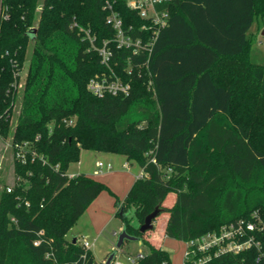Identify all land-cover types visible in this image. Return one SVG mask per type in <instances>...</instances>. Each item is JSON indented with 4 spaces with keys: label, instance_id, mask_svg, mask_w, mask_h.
I'll return each instance as SVG.
<instances>
[{
    "label": "trees",
    "instance_id": "16d2710c",
    "mask_svg": "<svg viewBox=\"0 0 264 264\" xmlns=\"http://www.w3.org/2000/svg\"><path fill=\"white\" fill-rule=\"evenodd\" d=\"M129 1L0 0V138L11 141L16 177L0 196V264H97L69 238L109 191L84 173L69 177L82 151L141 167L117 204L124 214L134 208L140 226L158 207L168 238L187 242L255 212L264 220V65L251 61L249 35L264 20V0H177L151 54L138 56L117 48L108 22L112 9L125 29L139 27ZM105 42L128 96L87 90L108 73L97 52ZM122 221L147 247L137 264H170L140 226ZM259 255L209 264H264Z\"/></svg>",
    "mask_w": 264,
    "mask_h": 264
},
{
    "label": "built area",
    "instance_id": "2783aa9c",
    "mask_svg": "<svg viewBox=\"0 0 264 264\" xmlns=\"http://www.w3.org/2000/svg\"><path fill=\"white\" fill-rule=\"evenodd\" d=\"M177 0H130L128 7L137 12L143 20L141 25L134 29L133 26L124 28L123 20L112 11L108 18L109 24L116 31L114 42L118 49L130 52L134 56L141 54L150 55L158 39L160 32L170 24V12L168 6ZM102 65L108 73L96 75L87 84V90L94 96L103 98L105 96H128L131 93V84L123 81L113 71V52L109 48V42H105L97 49ZM130 66V62L128 63ZM130 69V68H129ZM12 147V145H11ZM16 158L25 161L22 148L16 154ZM154 162V160L152 161ZM155 163V162H154ZM128 168L129 164L126 163ZM98 173L111 170L110 163H97ZM74 177L75 175H70ZM143 174L139 175L142 178ZM11 190L8 189V192ZM37 245L38 242H35ZM85 251L90 250V243L82 245ZM185 251L183 264H209L213 259L226 254H239L254 249L259 252L258 261L264 257V220L255 212L251 219H240L236 222L223 225L219 230L208 232L200 237L184 242ZM145 255L128 256L130 263H136ZM106 262V261H105ZM112 264H120L115 260Z\"/></svg>",
    "mask_w": 264,
    "mask_h": 264
},
{
    "label": "crops",
    "instance_id": "0c3cea01",
    "mask_svg": "<svg viewBox=\"0 0 264 264\" xmlns=\"http://www.w3.org/2000/svg\"><path fill=\"white\" fill-rule=\"evenodd\" d=\"M83 152L85 151H82V153ZM90 153H92V155L95 154L94 157L96 158V162L94 164L93 169H91L90 171H86L87 173L84 174L104 183L108 187L109 191H103L87 208L85 213L78 220L77 224L72 228L70 239L76 238L77 240L76 242H78L79 244H80L81 236H85L86 238H89V240L93 239L92 243H90L89 241H85V242L90 243V251L94 256L93 248L97 244L98 240L107 232V229L112 224L113 222L112 217L114 213H116L117 215L120 209V207L117 204V201L123 203L128 192L130 191V189L136 182L137 178L141 174L142 169L141 167L139 169L137 168L134 169L132 167L133 163L128 162L126 157L121 155L102 153V152H90ZM99 161L105 164L110 163L112 165V169L109 171L105 170L102 173H98L97 163ZM126 163L129 164L128 168L125 167ZM83 170L85 169H83L82 164H80V167L78 166V168L74 170L75 172L72 171L69 172V174L77 175L83 173ZM173 201L174 200L172 199V203ZM161 217H163L161 218V220H158L159 219L158 218L154 222V229L148 231L145 234V239H147L153 245L164 249L168 240H173V241H178V240L166 237L165 226L168 216L162 215ZM73 229L75 230L73 231ZM122 229L120 230L122 231ZM121 231H119V233ZM119 233L117 231L113 232V234H115L116 237L118 236ZM109 242L111 244V241ZM182 243L184 244V242ZM184 251H185V246L183 247V250L179 254V256L175 257L173 262L171 261L170 258V264H183ZM166 252L168 253V251Z\"/></svg>",
    "mask_w": 264,
    "mask_h": 264
},
{
    "label": "rangeland",
    "instance_id": "374dc122",
    "mask_svg": "<svg viewBox=\"0 0 264 264\" xmlns=\"http://www.w3.org/2000/svg\"><path fill=\"white\" fill-rule=\"evenodd\" d=\"M264 20L258 19L255 21L253 27L251 28L249 35L252 39V46L250 49V59L253 63L264 65ZM28 64L25 66V70L22 72V79L21 83L25 80L27 74ZM153 100V98H152ZM21 106V101L16 103L15 110L13 113L12 124L13 128L15 127L17 117L19 115V110ZM95 154L92 155L89 151H85L81 153V157L78 163H74L71 165L69 172L74 171L80 164H82L83 173H87L86 171H90L93 169L94 164L96 162V158L94 157ZM114 167V166H113ZM132 167L135 169H139L140 166L137 163H133ZM88 169V170H87ZM75 172V171H74ZM90 173V172H89ZM16 182V177L14 173V154L11 147V141L2 140L0 138V196L1 194L8 188L14 185ZM128 219L130 220L132 225L140 226L134 217V208H130L129 212L127 213ZM163 218V217H162ZM113 222L110 227L107 229V232L98 240L97 244L93 248L94 259L97 264H105L107 260V255L112 254L116 249V244L118 242V236L116 237L113 234L114 231H121L123 227V221L120 215H116L114 213ZM75 229H73L74 231ZM71 236V231L69 233V238ZM91 239V238H90ZM85 241H89L92 243L93 239L89 240L85 236L80 237V244L82 245ZM111 241V244L110 242ZM111 245V247H110ZM184 244L179 241L168 240L167 244L164 247V250L168 251L170 254L171 261L173 262L176 256L182 252ZM148 252L147 247L141 241L135 242H126L123 246L122 250L117 252L115 255V261L120 264H137V263H130L127 260L128 256H138L139 254L146 255Z\"/></svg>",
    "mask_w": 264,
    "mask_h": 264
},
{
    "label": "water",
    "instance_id": "95a60500",
    "mask_svg": "<svg viewBox=\"0 0 264 264\" xmlns=\"http://www.w3.org/2000/svg\"><path fill=\"white\" fill-rule=\"evenodd\" d=\"M263 36H264V32H263ZM119 215L122 219L127 217V213L124 214L122 208L120 209ZM159 215H160V209L158 207L152 213L147 215L144 220V223L139 227L140 233L145 234L148 231H151L154 228V221L157 219ZM72 241L75 244L77 240L76 238H73ZM135 241H139V238L129 235L125 229H122V231L118 234V242L116 244V249L112 254L108 256L105 264H112V262L115 260V255L117 254V252L122 250L126 242H135Z\"/></svg>",
    "mask_w": 264,
    "mask_h": 264
}]
</instances>
